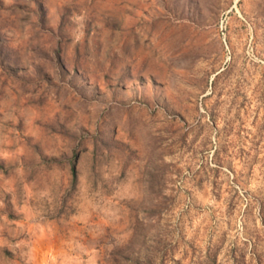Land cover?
<instances>
[{"label": "rangeland", "instance_id": "obj_1", "mask_svg": "<svg viewBox=\"0 0 264 264\" xmlns=\"http://www.w3.org/2000/svg\"><path fill=\"white\" fill-rule=\"evenodd\" d=\"M0 264H264V0H0Z\"/></svg>", "mask_w": 264, "mask_h": 264}]
</instances>
